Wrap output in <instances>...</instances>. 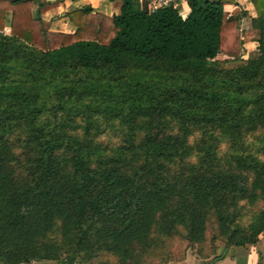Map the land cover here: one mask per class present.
I'll use <instances>...</instances> for the list:
<instances>
[{
    "label": "trees",
    "instance_id": "trees-1",
    "mask_svg": "<svg viewBox=\"0 0 264 264\" xmlns=\"http://www.w3.org/2000/svg\"><path fill=\"white\" fill-rule=\"evenodd\" d=\"M237 1L84 5L69 32L36 0H0V264H161L258 238L264 0H249L256 52L224 66L241 56Z\"/></svg>",
    "mask_w": 264,
    "mask_h": 264
},
{
    "label": "crops",
    "instance_id": "crops-1",
    "mask_svg": "<svg viewBox=\"0 0 264 264\" xmlns=\"http://www.w3.org/2000/svg\"><path fill=\"white\" fill-rule=\"evenodd\" d=\"M249 4H252L249 0H238L237 4H226L224 9L233 11L235 7H241V5L248 9ZM84 5H90L92 12L113 15L119 13L121 0H36L33 15L40 16L49 30L72 32L75 25L71 22L68 13ZM175 8L183 17L187 16L190 11L187 1L180 2ZM11 17V11H7L4 24L6 33H10ZM215 244L214 254L205 259L188 252L181 260H170L161 264H264V230L259 233L255 241L244 245L226 246L220 241ZM19 264L52 263L50 261H33Z\"/></svg>",
    "mask_w": 264,
    "mask_h": 264
},
{
    "label": "rangeland",
    "instance_id": "rangeland-1",
    "mask_svg": "<svg viewBox=\"0 0 264 264\" xmlns=\"http://www.w3.org/2000/svg\"><path fill=\"white\" fill-rule=\"evenodd\" d=\"M251 5H253V4H251ZM251 5L249 4L250 7H248V9L243 8V6L241 5V7L240 6L235 7L233 11L230 9H226V11H225L226 16L232 15V16H238L239 17L238 27L241 30V37L243 38V46H242V51H241L240 57L234 58V57L226 55L225 53H219L216 56V58L223 61L224 66H233V65L239 63L241 60L248 58L250 55H253L257 50L258 42L256 39L258 37V30L255 27H253L252 21H251L252 16H255L256 13H255L254 7ZM98 121L102 125L105 124V122H106V120L103 117H99ZM109 121L111 122V124H115V125L118 123L117 120H109ZM178 242L179 243H177L176 246H178L179 248H182V246H183L182 241H178ZM186 249H185V251H186ZM188 252L195 254V250L193 248H190V247L187 249V253ZM99 258H102V259L108 258L111 261H113V259H114V257L111 255H107L105 257L100 255L92 261L73 260V261H70L68 264H95L97 262L96 260ZM155 258H153V259L149 258L146 261H144V263L145 264H152L153 262H156ZM33 261H50L52 264H57L54 260H33ZM33 261H31V262H33Z\"/></svg>",
    "mask_w": 264,
    "mask_h": 264
},
{
    "label": "built area",
    "instance_id": "built-area-1",
    "mask_svg": "<svg viewBox=\"0 0 264 264\" xmlns=\"http://www.w3.org/2000/svg\"><path fill=\"white\" fill-rule=\"evenodd\" d=\"M143 1L147 9L151 11L161 6L172 5L175 7L180 2L187 1V0H143Z\"/></svg>",
    "mask_w": 264,
    "mask_h": 264
},
{
    "label": "water",
    "instance_id": "water-1",
    "mask_svg": "<svg viewBox=\"0 0 264 264\" xmlns=\"http://www.w3.org/2000/svg\"><path fill=\"white\" fill-rule=\"evenodd\" d=\"M142 5H143V7H145V3H144V1L142 0Z\"/></svg>",
    "mask_w": 264,
    "mask_h": 264
}]
</instances>
